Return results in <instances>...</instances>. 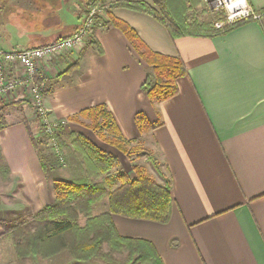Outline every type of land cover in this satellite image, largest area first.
Listing matches in <instances>:
<instances>
[{"label":"crops","instance_id":"crops-1","mask_svg":"<svg viewBox=\"0 0 264 264\" xmlns=\"http://www.w3.org/2000/svg\"><path fill=\"white\" fill-rule=\"evenodd\" d=\"M86 1L5 0L0 49L40 46L71 35ZM125 1L156 10L154 0ZM248 1L263 13L264 0ZM109 16L127 23L151 50L180 56L188 69L174 97L152 103L141 89L147 66L109 17L92 41L38 62L45 105L53 118L69 119L67 134L84 135L114 155L128 177L129 158L70 118L106 105L126 140L157 146L165 173L157 181L163 184L168 177L171 182L170 220L112 213L118 233L152 242L164 264H264V15L224 33L178 38L158 16L125 7H112ZM138 114L153 124L140 126ZM0 120L2 237V214L26 207L36 212L53 203L64 168L57 169L42 146L33 107L22 91L0 97Z\"/></svg>","mask_w":264,"mask_h":264},{"label":"trees","instance_id":"trees-1","mask_svg":"<svg viewBox=\"0 0 264 264\" xmlns=\"http://www.w3.org/2000/svg\"><path fill=\"white\" fill-rule=\"evenodd\" d=\"M154 1L159 3V0ZM112 7H125L157 17L156 10L143 2L123 0L117 1L111 5L108 10V17L110 22L124 32L136 53L147 66L146 77L141 86L142 91L148 95L152 103L157 105L174 97L179 92L177 84L178 80L188 75V69L183 59L178 55H167L148 48L137 35L135 30L127 23L109 16ZM262 15H264V11ZM165 19L161 20L166 25L173 38L219 34L213 27L193 25L186 20L174 22L166 15ZM242 23L243 22H240L234 27L239 26ZM234 27H231V29ZM92 45L98 53H103L102 46L98 42H93ZM70 120L81 123L92 129L102 140L115 146L128 157H131L133 153L144 149L140 142L135 144L133 141L124 138L111 111L106 105H97L82 110L79 114L71 117ZM137 120L140 126L143 125L144 115L138 114ZM160 124L161 122H157L154 126L156 127ZM69 135L73 138L79 137L80 140L85 143L87 150L91 152L92 161L94 160L96 168L99 169V172H102L103 170L106 177L100 182L90 183L87 181L55 182L56 203L53 206L41 210L39 216L46 217V214L50 213L55 208L56 214H60L72 207L79 209L77 202L79 203L86 199V206L89 207L87 211V214L89 213V218L85 227H83V230L91 228L93 236L99 234L100 238L105 239L104 242H108L111 248L114 247L118 251H127L130 255L136 254L137 260L147 262L148 264H164L162 257L152 242L141 238L121 236L112 220V213L130 218L167 223L170 220L173 204L170 179L166 177L165 183L161 184L153 178L145 175L142 172L141 167L137 166L133 167L136 176L131 179H126L125 177H127V175L122 171L112 174L111 172L115 165L114 163L116 162L117 164V158L114 155L101 150L84 135L76 136L72 133ZM35 144L39 145L40 143L35 141ZM61 146L66 150L63 143H61ZM155 167L158 169L156 165ZM104 197L108 198V211L98 216H90V207L97 200ZM41 222L43 233L45 232L48 237H56V239L60 240L67 233L79 228L78 225L69 218H49L44 219ZM95 226H97L96 234ZM91 246L92 245L84 244L83 248L91 250L95 249ZM100 247L101 245L98 244L96 249L100 250Z\"/></svg>","mask_w":264,"mask_h":264},{"label":"rangeland","instance_id":"rangeland-1","mask_svg":"<svg viewBox=\"0 0 264 264\" xmlns=\"http://www.w3.org/2000/svg\"><path fill=\"white\" fill-rule=\"evenodd\" d=\"M4 2L5 0H0V7L4 5ZM155 5L157 15L161 19H165L166 15L174 22L186 20L193 25L213 27L218 33L227 32L236 24L250 20L245 17L236 18L232 11L218 0H159V3L155 2ZM233 21L235 23H231ZM0 123H2V120H0ZM151 124L153 123L149 122L147 117L144 116V125L150 127ZM65 131L66 129L61 136L63 142L60 138V143H63L66 147V150L63 149L66 162L65 165H61L56 158L54 164L57 169L64 168V175L57 177L56 182L87 181L90 183L102 181L106 174L103 173V170L99 172V169L96 168L94 160L92 161L91 152L87 150L85 143L79 137H70ZM141 146L144 149L133 153L131 157L127 156L130 165L141 167L145 175L155 181H160V176L163 177L165 173L157 146L153 144L152 146H146V143H141ZM114 164L112 174L124 172V169L119 167L118 162ZM48 165L52 166V164ZM134 173L133 170L131 178L136 175ZM130 177L125 178L130 179ZM163 179L165 181L166 177ZM106 199L108 200L107 197L97 200L90 207V216H98L107 212L101 213L106 210V207L108 208ZM55 203L56 196L53 203L46 204L36 212L26 207L20 212L2 214V217H5L3 220L6 223V229L4 235L0 237V264H148L137 260L136 254L130 255L122 249V251H118L114 247V249L111 248L108 242H104L105 239L96 234L97 226H95V236L91 233V228L83 230L89 218V213L87 214L89 207L86 206V199L77 202L79 209L72 207L56 214L55 208L47 213L46 217L39 216L41 210L53 206ZM49 218H69L79 228L67 233L61 240L56 239V237L51 238L45 232L43 233L41 222ZM84 244L92 245L91 247L95 249H84ZM98 244L101 245L100 250L96 249Z\"/></svg>","mask_w":264,"mask_h":264},{"label":"built area","instance_id":"built-area-1","mask_svg":"<svg viewBox=\"0 0 264 264\" xmlns=\"http://www.w3.org/2000/svg\"><path fill=\"white\" fill-rule=\"evenodd\" d=\"M218 1L225 4L236 18L259 20L262 17V13L257 12L248 0ZM110 7L107 0H87L81 22L71 35L40 46L13 51L0 49V97H8L17 91L24 93L33 107L40 128L39 138L43 142L42 146L55 161L57 158L61 165H65L66 159L60 138L69 124V119L53 118L46 107L44 91L36 79L38 62L68 53L92 41L95 29L107 21Z\"/></svg>","mask_w":264,"mask_h":264}]
</instances>
